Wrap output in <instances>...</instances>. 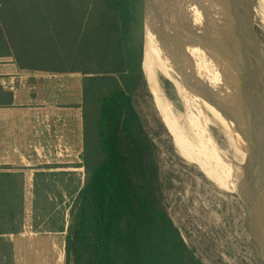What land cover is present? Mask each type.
<instances>
[{"label":"trees","instance_id":"obj_1","mask_svg":"<svg viewBox=\"0 0 264 264\" xmlns=\"http://www.w3.org/2000/svg\"><path fill=\"white\" fill-rule=\"evenodd\" d=\"M144 22V0H0V59L82 76L85 180L69 191L65 264H205L168 214L157 145L134 104L145 85ZM13 105L0 84V108ZM18 183L0 181V194ZM62 183L42 181L41 190ZM0 213L23 219L24 193L20 207L0 203ZM13 224L5 220V231L17 232ZM3 248L12 261L11 245Z\"/></svg>","mask_w":264,"mask_h":264},{"label":"rangeland","instance_id":"obj_2","mask_svg":"<svg viewBox=\"0 0 264 264\" xmlns=\"http://www.w3.org/2000/svg\"><path fill=\"white\" fill-rule=\"evenodd\" d=\"M247 1L250 5L252 4V9H256L255 5L258 9L257 4L254 5L251 1ZM221 2L224 1L221 0ZM226 2L230 3L231 1L226 0ZM258 2L260 3L261 24L255 10L254 27L264 58V0H258ZM211 4L214 6L215 2L212 1ZM214 7L219 9L222 16L226 13L227 6L224 3ZM146 12L145 5L143 64L147 46ZM163 14L165 13L163 12ZM166 27L163 21L158 22L156 35L159 36V29L164 30ZM151 55V66L149 65V71L147 69L146 74L145 64L143 65L145 85L137 91L133 100L150 137L157 145L164 204L169 216L180 230L188 247L205 264H264V194L259 190V188H264V181L257 182L259 184L255 185V177L244 169V167L247 168V164H250L247 159L250 149L247 152L244 150L245 145H249L248 142L246 144V139L235 129L236 125L233 121L228 120L230 125H225L215 110L212 115V112L208 111L203 104L194 106L188 92L180 91L177 82H173L159 72L156 76L151 67L152 64L155 66L159 61L155 54ZM69 83L71 87L73 85L79 87L80 78H74ZM75 91L78 95L79 89ZM155 92L157 99L153 94ZM77 95L74 96L75 99H77ZM157 104L161 108L166 106L167 113L171 117V113L175 114L177 122L175 121L174 131H170L167 127ZM184 113L187 115H183ZM202 127L207 129L211 136H206ZM184 129L188 133H182L181 131ZM176 138L185 140L196 153L228 161L234 168H237L238 172H234V174L239 181H220L223 189L220 188L217 185L218 182L211 181L206 176L205 167L208 168L211 165L207 164L205 159H200L199 166L187 160L179 149ZM196 138L200 143L195 144ZM208 143H215L224 156L204 151L199 146L200 144L207 147ZM260 153L262 152L255 151L253 154L259 156ZM244 155L247 157L244 158ZM259 163V167L264 169L261 159L255 161L254 164L258 166ZM76 165H80V163L78 162ZM242 167L243 170H240ZM74 172L77 175L71 173L70 181H63L62 185H58V189H54V193L61 191L65 196L64 202L50 205V207L57 208L66 217L72 205L70 189L73 190L76 185L82 186L85 180L83 168L75 169ZM226 185L228 186L226 187ZM247 199L252 201L251 205L247 203ZM40 211H44V209ZM256 241L263 247H261L263 253L259 250ZM62 264H65L63 260Z\"/></svg>","mask_w":264,"mask_h":264},{"label":"crops","instance_id":"obj_3","mask_svg":"<svg viewBox=\"0 0 264 264\" xmlns=\"http://www.w3.org/2000/svg\"><path fill=\"white\" fill-rule=\"evenodd\" d=\"M77 77L79 87H71ZM0 84L14 94V105L0 108V181H19L12 194H0V203L20 207L24 193L25 207L23 219L0 213V251L8 243L13 254L12 261L0 257V264H62L70 215L50 207L58 196L41 188L42 181L50 187L70 181L82 168V76L22 71L13 58H2ZM5 220H13L17 232L5 231Z\"/></svg>","mask_w":264,"mask_h":264},{"label":"bare ground","instance_id":"obj_4","mask_svg":"<svg viewBox=\"0 0 264 264\" xmlns=\"http://www.w3.org/2000/svg\"><path fill=\"white\" fill-rule=\"evenodd\" d=\"M212 1L215 2L214 6L223 3L228 6L229 4L226 0H223L224 2H221V0H150L144 67L146 74L147 69L149 71V67L151 66V54H155L156 59L159 62H157L155 66L152 64L151 68L156 76L159 72L162 75L167 76V78L171 79L173 82H177L180 86V91L188 92L194 106L203 104L208 111L212 112V115L213 110H215V113L218 116H221L225 125H227L229 123L224 116L233 114V112L228 111L229 109L225 107L227 102L225 97L222 96L224 95L222 86L227 78H224L223 81V69L220 67L217 60L213 59L214 55L211 53L212 51L209 47L213 43V36H215V38L218 36L220 38L219 41H222V38L224 39L223 35L225 33L223 31L226 32V29L221 27L222 14L219 13V9H216L213 4H211ZM249 1H251L254 5L257 4L258 9L255 5L256 9L253 8V10L254 12L256 10L260 22V3L258 0ZM247 4L250 5V3L246 0V5ZM251 5L249 7L252 8ZM163 12L165 14H163ZM161 21H163L167 27L164 30L159 29V37L156 35V30L158 22ZM219 31L222 32L219 33ZM206 69H208V71H206ZM153 94L157 99L156 92ZM221 105L222 107H220ZM159 109L167 127L170 131H174L175 124L177 122L175 114L171 113V117L169 113H167L166 106L163 108L159 107ZM222 109L226 114L223 113ZM205 112H207L206 109ZM187 114L184 113L183 115ZM235 129L238 130V132L241 131L238 128ZM178 130L180 131V128ZM202 131L206 136H211L207 129L202 127ZM175 132H177V130H175ZM181 132L183 133L187 131L184 129ZM248 137L249 140L246 135L243 136V138L246 139V144L251 139L249 135ZM261 139L264 144V136H262ZM176 140L178 142L177 144L179 149L187 160L192 161L199 166L200 159H205L207 164L211 165L208 166V168L205 167L206 176L211 181L218 182L217 185H219L220 188L223 189L220 185V181H239L238 177L234 174V172H238L237 168H234V166L229 164L228 161L196 153L194 149H192L189 144L185 142V140H178L177 138ZM196 143H200L197 138L195 140V144ZM199 146L204 151L215 152L224 156V153L222 154L219 147L215 143H208L207 147L200 144ZM248 148H250V153L248 154V157L244 155V158L247 157L249 160L250 164H247V168L250 167L251 169L248 168L247 170L245 167L244 169H246V172L251 173V175L255 177L254 183L255 185H258L259 183L257 182L264 181V169L259 167L260 163L258 166L254 163L260 159L262 161L264 160V152L260 153V155L258 154L259 156L253 154L255 150L253 151L252 143L250 145H245L244 150L247 152L249 151ZM237 150L240 151V149ZM225 157L227 156L225 155ZM240 170H243V167ZM217 174L219 176H216ZM227 186L228 185H226V187ZM259 190H261L264 194V188H259Z\"/></svg>","mask_w":264,"mask_h":264},{"label":"water","instance_id":"obj_5","mask_svg":"<svg viewBox=\"0 0 264 264\" xmlns=\"http://www.w3.org/2000/svg\"><path fill=\"white\" fill-rule=\"evenodd\" d=\"M145 2L148 23L150 0ZM254 13L246 5V0H231L226 13L221 16V27L226 29V32L223 31L224 39L219 41L218 36H213V43L209 47L213 59L223 69V81L227 78L222 86V96L227 102L225 107L233 114L224 118L233 121L236 128L241 130V135H246L248 140L249 135L251 139L248 143H252L253 151L255 149L259 153L264 152L261 139L264 136V58L254 27ZM247 203L251 205L252 201L247 199Z\"/></svg>","mask_w":264,"mask_h":264},{"label":"flooded vegetation","instance_id":"obj_6","mask_svg":"<svg viewBox=\"0 0 264 264\" xmlns=\"http://www.w3.org/2000/svg\"><path fill=\"white\" fill-rule=\"evenodd\" d=\"M257 242V241H256ZM257 244H258V246H259V250L261 251L262 249H261V245L257 242ZM263 248V247H262ZM264 249V248H263ZM261 253H263V251H261Z\"/></svg>","mask_w":264,"mask_h":264}]
</instances>
